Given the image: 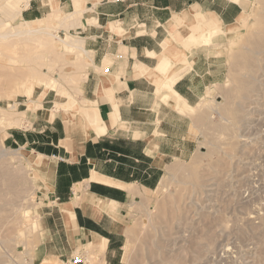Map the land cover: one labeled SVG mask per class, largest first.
<instances>
[{
	"label": "rangeland",
	"instance_id": "rangeland-1",
	"mask_svg": "<svg viewBox=\"0 0 264 264\" xmlns=\"http://www.w3.org/2000/svg\"><path fill=\"white\" fill-rule=\"evenodd\" d=\"M48 1L0 0V264H264V0H240L223 30L179 15L174 31L158 27V38L170 31V58L143 70L161 81L142 82L125 127L114 112L105 126L87 99L116 70L96 69L103 54L135 44L139 18L154 27L148 6ZM27 25L43 32L15 33ZM204 34L210 41L198 43ZM196 46L209 49L190 51L182 71ZM181 72L175 89L186 101L168 85ZM113 126L124 128L104 134ZM86 144L96 171L130 184L114 187L123 203H97L86 182L74 185L89 171L78 154ZM98 156L109 165L98 168ZM86 202L106 212L101 253L91 245L101 236L87 242L72 220Z\"/></svg>",
	"mask_w": 264,
	"mask_h": 264
},
{
	"label": "crops",
	"instance_id": "crops-1",
	"mask_svg": "<svg viewBox=\"0 0 264 264\" xmlns=\"http://www.w3.org/2000/svg\"><path fill=\"white\" fill-rule=\"evenodd\" d=\"M79 1L81 2V0ZM48 2H50V0ZM142 3L145 4V7L148 6L149 13L147 14L145 12L146 14L144 15L149 16V22H153L154 27H147L148 21H146L144 17L143 20L139 18L141 21L140 23L144 26V29H139L137 31V35L135 36L136 38H134L136 39V42H134L135 44H127L119 40V46H117V50L115 53L106 52L103 54L100 60V64L99 66H96V69L102 70L108 68L114 63V65L116 66V70L114 73H109L107 77L100 79V81L96 84L93 89L92 98H86L92 103L91 106L93 108L94 114L98 115L102 121H107L109 119L110 114L117 111L116 123L121 122L124 124V127L126 126L125 124L129 122L126 121L129 119V111H134L137 108L135 105H133L136 102V97L134 96L136 95L137 91L141 90L142 82H146V84L152 83L155 85V83L143 73V70L157 69L159 59L170 58L164 54L161 45L163 41H166V37L170 34V31L167 29V33H165L162 38H158V27L162 26V24L168 25L169 23L170 28H172V31H174L176 27L173 25V20L177 15H179L178 17L182 16L183 18V15L187 13L191 17L196 18L199 14L210 15L213 12L215 13V15H217L223 25H226L231 22H234L239 13L242 11V8L239 4L240 0H143ZM109 23L110 22H108L105 26L108 27ZM190 49L191 50H188L186 52V65L181 68V70L184 72L186 71V68L191 66L192 63V61L188 59V53L190 51L193 53V51L197 49H209V46H196L191 47ZM86 50L87 52H89V59L91 62L90 64H93L92 55L90 54L91 50ZM151 52L155 53L156 56L151 57L150 55H147V53ZM138 55L142 56L144 60L138 58ZM171 62L172 64L174 63L173 59H171ZM149 63L154 64L153 66H150ZM167 64H169V62H167ZM127 68H129V72ZM165 68H171V65H167ZM127 73H129L130 75L129 78L126 77ZM176 77L179 78L173 84V88L177 92L175 87L180 84L181 79L183 77V73L181 72ZM155 93L156 96H158L165 105L170 106L164 101V97H161V95H159L156 88ZM177 93L181 95L179 92ZM172 109L178 112L175 108L172 107ZM102 127L104 126H99L97 127V129H100ZM124 127H109L106 129L104 134H106L110 129H123ZM135 130L136 129L131 127V131L133 134L136 132ZM93 132L96 136L104 135H99L96 131ZM98 132L100 133V131ZM78 154L80 156H86L85 158L88 161L89 171L88 174L84 176L81 181H76L74 183L76 188L79 189V183L84 181L86 182V188H88L90 190V193L94 195L93 200L95 202L99 203L108 200L113 204L123 203V201H125V199L123 198L124 193L119 189L115 188H120L125 191H128L124 187L130 184L123 182L120 179L114 178L112 176H107L106 174L96 171V166L94 167V165L90 162L95 159V155L91 153L88 144L83 145L82 152H79ZM102 159V157L98 156L96 161V163L98 164V168H104V166L107 167V165H109L108 163H105L104 159ZM60 172L62 174H60L59 176H70V173H67L63 170H60ZM98 176H102L104 179H109L114 183L107 184L105 182L99 181L96 179V177ZM76 198H78V196ZM85 204L87 205L84 207V209L81 208L80 211L73 210L75 218H73L72 220L78 232L80 233L81 238H85L86 240L87 237V239L91 241L94 240L97 235H100L99 224L102 220L101 218L103 216V213L106 212L100 208L101 211L99 215L95 217L94 207H98L97 204L92 203L88 205L87 202ZM100 236L103 237L102 235Z\"/></svg>",
	"mask_w": 264,
	"mask_h": 264
},
{
	"label": "bare ground",
	"instance_id": "bare-ground-1",
	"mask_svg": "<svg viewBox=\"0 0 264 264\" xmlns=\"http://www.w3.org/2000/svg\"><path fill=\"white\" fill-rule=\"evenodd\" d=\"M73 2H74V4H76L77 2H79V0H73ZM50 4L52 5V8H53V10L54 9H56L55 8V6L56 5H58V4H56V2H54V0H50ZM197 12V11H196ZM192 14V13H191ZM208 15V16H207ZM207 15H203V14H199L196 18H193V17H191L189 14H185V15H183V18H184V20L185 21H194V22H197L198 23V25H200V26H206V27H211V29H214V30H216V29H218V30H223L222 29V27H223V23L220 21V19L217 17V15H215V13L213 12L212 14H207ZM26 22L28 23L29 21H25V24H26ZM175 23H176V20L174 21ZM196 23V24H197ZM173 25H174V23H173ZM228 25H230V24H228ZM225 26V25H224ZM42 30V27L40 26V27H38V29L37 28H34V27H30V26H25V28H22V29H20V30H17V31H15V33L16 34H25V35H27V34H31V33H34V32H38V33H42V32H40ZM230 30L229 29H226V33L227 32H229ZM45 33V32H44ZM1 35V34H0ZM33 35V34H32ZM37 35V34H36ZM1 36H4V35H1ZM197 38V37H196ZM76 41V44H74V39H71V40H68V41H65V43L67 44V45H69V46H71V45H76V47L77 48H82V46H81V40L79 39V40H75ZM210 41V36H208V34H204L203 35V37H202V39L198 42L197 40H196V42H198V43H204V42H209ZM194 42V41H193ZM193 42H191L192 44H193ZM164 44H166L164 41L161 43V45L162 46H164ZM83 50H84V52L85 53H87V50L86 49H84L83 48ZM88 55V54H87ZM154 76H155V80H160L161 81V75L160 74H157V72L154 74ZM155 80H153V81H155ZM172 82H170V83H168V85L169 86H171V90H172V92H173V94L175 95V97L178 99V100H182V101H184V98L181 96V95H179L173 88H172ZM52 87H56V81L55 80H53L52 81ZM42 96H43V94H41ZM177 100V101H178ZM115 114H114V116H113V122L112 123H116V121H117V118H116V116H117V111H115L114 112ZM91 116H88V118H90ZM77 118V117H76ZM79 118V117H78ZM77 118V119H78ZM87 118V119H88ZM96 119V118H95ZM77 121H79V120H77ZM95 120H94V118L92 119L91 118V122H94ZM100 121L104 124V125H106L105 123H104V121H102L101 119H100ZM81 123V122H80ZM81 126H82V124H81ZM95 126V125H94ZM99 126H101L100 124H98V127ZM92 127V126H91ZM91 127L89 128V130H94V129H96V128H94V129H91ZM79 128V127H78ZM39 155H41V154H39ZM41 156H43V155H41ZM40 156V157H41ZM46 157V156H45ZM96 179L97 180H99V181H102V182H105V183H107V184H113L114 182H112L111 180H109V179H104L102 176H98V177H96ZM47 187V186H46ZM95 211H96V213L98 214V213H100V211H99V208L98 207H95ZM96 214V215H97ZM72 217L73 218H75V216H74V213H73V211H72ZM100 239V242H98V243H94L93 242V244H91L92 245V248L96 251V253H101L102 251H103V249H104V243H105V238L104 237H100L99 238ZM98 239V240H99Z\"/></svg>",
	"mask_w": 264,
	"mask_h": 264
}]
</instances>
